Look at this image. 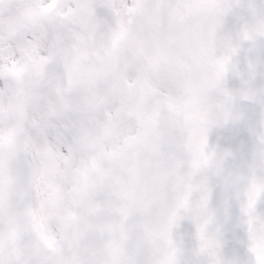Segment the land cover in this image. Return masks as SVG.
Instances as JSON below:
<instances>
[{
	"label": "snow or ice",
	"instance_id": "1",
	"mask_svg": "<svg viewBox=\"0 0 264 264\" xmlns=\"http://www.w3.org/2000/svg\"><path fill=\"white\" fill-rule=\"evenodd\" d=\"M0 264H264V0H0Z\"/></svg>",
	"mask_w": 264,
	"mask_h": 264
}]
</instances>
